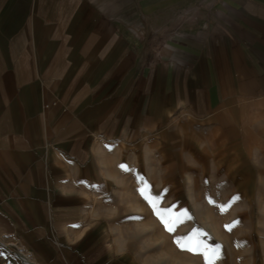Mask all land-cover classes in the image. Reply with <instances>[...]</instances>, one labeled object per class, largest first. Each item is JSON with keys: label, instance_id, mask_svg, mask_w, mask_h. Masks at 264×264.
I'll list each match as a JSON object with an SVG mask.
<instances>
[{"label": "crops", "instance_id": "1", "mask_svg": "<svg viewBox=\"0 0 264 264\" xmlns=\"http://www.w3.org/2000/svg\"><path fill=\"white\" fill-rule=\"evenodd\" d=\"M262 95L264 0H0V264H126L98 151Z\"/></svg>", "mask_w": 264, "mask_h": 264}, {"label": "rangeland", "instance_id": "2", "mask_svg": "<svg viewBox=\"0 0 264 264\" xmlns=\"http://www.w3.org/2000/svg\"><path fill=\"white\" fill-rule=\"evenodd\" d=\"M98 154L105 169L90 225L126 264H206L174 243L189 236L220 246L213 264H264V95L202 119L178 109ZM145 197H159L172 232Z\"/></svg>", "mask_w": 264, "mask_h": 264}, {"label": "snow or ice", "instance_id": "3", "mask_svg": "<svg viewBox=\"0 0 264 264\" xmlns=\"http://www.w3.org/2000/svg\"><path fill=\"white\" fill-rule=\"evenodd\" d=\"M141 193L143 194V189L140 190ZM145 199L148 200L149 204L153 207V210L155 212V214L158 216V218L161 220V222L164 224L165 228L167 231L172 232L173 229L170 226V222L169 219L165 218V215L163 213H161L159 210H157L156 208V203L155 201L159 200V197H154V198H149V197H145ZM168 211V210H166ZM185 241L184 243H182L181 241ZM174 243L177 244V246L181 249V250H187L189 252H193V253H202L204 256V259L206 261V264H213V261L218 258L217 254L220 250V246L217 245L216 248H212L209 249V247L207 245H202L199 241L193 243L192 242V237H184V238H177Z\"/></svg>", "mask_w": 264, "mask_h": 264}, {"label": "built area", "instance_id": "4", "mask_svg": "<svg viewBox=\"0 0 264 264\" xmlns=\"http://www.w3.org/2000/svg\"><path fill=\"white\" fill-rule=\"evenodd\" d=\"M0 245H3V242L0 240ZM28 255L27 253H19V257L21 258V260L23 261L24 264H31L30 260L28 259Z\"/></svg>", "mask_w": 264, "mask_h": 264}]
</instances>
